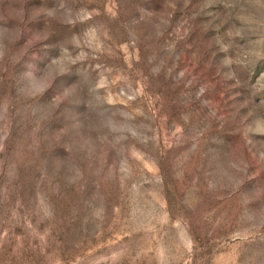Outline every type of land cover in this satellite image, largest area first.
I'll return each mask as SVG.
<instances>
[{
    "label": "rangeland",
    "instance_id": "374dc122",
    "mask_svg": "<svg viewBox=\"0 0 264 264\" xmlns=\"http://www.w3.org/2000/svg\"><path fill=\"white\" fill-rule=\"evenodd\" d=\"M0 264H264V0H0Z\"/></svg>",
    "mask_w": 264,
    "mask_h": 264
}]
</instances>
